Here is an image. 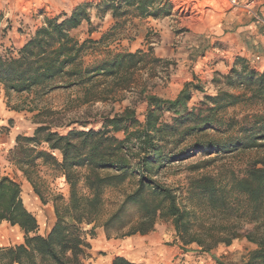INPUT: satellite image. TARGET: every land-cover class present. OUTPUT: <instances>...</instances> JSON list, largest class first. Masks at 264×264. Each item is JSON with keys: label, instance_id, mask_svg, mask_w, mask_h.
<instances>
[{"label": "trees", "instance_id": "obj_1", "mask_svg": "<svg viewBox=\"0 0 264 264\" xmlns=\"http://www.w3.org/2000/svg\"><path fill=\"white\" fill-rule=\"evenodd\" d=\"M90 7L82 2L71 12L45 15L13 55L0 54V86L6 93L79 87L89 101L94 89L108 80L113 88H124L149 62L148 53L109 49L100 57L96 51L120 19L128 21L127 15L160 18L172 13L167 0H102L95 7L98 14L112 11L117 18L113 28L98 39L81 40L72 30L84 21L93 24ZM236 60L222 74L228 88L210 93L203 84L188 81L175 98L149 94L143 120L127 107L103 116L99 128L85 121L62 133L43 123L32 134H17L9 161L44 204L52 201L55 221L41 234L36 215L23 201L21 184L0 176V223L23 232L20 243L0 246V264H89L87 237L96 235L97 222L108 213V192L118 193L120 200L103 222L107 232L146 234L159 220H171L182 245L197 243L211 251L240 237L237 223L244 220L254 224L245 236L257 248L243 264H264V156L242 174L225 171L191 178L184 198L158 179L169 164L197 152L264 150V69L243 57ZM237 108L245 112L230 113ZM59 176L69 186L67 197L50 187ZM85 224H92L91 229ZM111 264L152 263L116 255Z\"/></svg>", "mask_w": 264, "mask_h": 264}, {"label": "rangeland", "instance_id": "obj_2", "mask_svg": "<svg viewBox=\"0 0 264 264\" xmlns=\"http://www.w3.org/2000/svg\"><path fill=\"white\" fill-rule=\"evenodd\" d=\"M167 1L172 5L170 15L160 17L158 21L120 19L115 32L106 38L95 53L100 57L109 49L132 52L143 50L148 53L149 62L134 72L124 88H113V81L108 80L94 89V95H89L91 100L84 101L85 91L79 87L59 88L47 93H6L0 86V100L3 102L0 107V176L12 177L21 184L23 201L36 215L41 234L47 233L55 221L54 205L52 201L44 204L23 173L10 163L8 150L17 134H32L43 123L50 124L54 130L62 133L72 127H80V122L85 121L88 126L99 128L103 116L123 112L127 107L135 108L138 118L143 120L147 110L145 97L149 94L175 98L188 81L203 84L208 92L214 93L221 87L228 88L219 65L228 67L231 60L233 64L237 58L243 57L256 67L252 58L240 55L236 50L232 53L225 51L229 49V41L221 39L213 31V25L229 9L228 5L220 6L217 0ZM7 12L17 13L18 17H5ZM51 12L53 10L49 5L36 6L27 0H22L18 6L0 7V54L13 55L18 47L9 43V40L19 33L34 30L33 27L41 25L44 16L51 15ZM104 21V27L97 30L92 38L98 39L102 36L101 32L105 34L113 28L114 23L110 25L111 21ZM96 26L95 23H87L75 31V36L83 40L87 31ZM90 58L87 57L88 60ZM153 58L159 61H151ZM195 96L201 98L202 94L195 91ZM235 111L239 114L245 112L237 108L231 109L230 113ZM262 156L264 150L218 154L213 151L197 152L169 164L162 169L158 179L178 190V194L184 198L191 178L225 171L242 174L254 159ZM62 177H57L50 187L53 192L67 197L69 186L64 184ZM107 198V212L110 213L118 206L120 197L116 192H108ZM108 213L97 222L98 235L102 229L105 230L103 222ZM237 226L242 232L240 237L235 238L230 245L220 243L211 251L202 250L197 243L182 245L171 220H159L155 230L146 234L122 236L115 229H110L105 233L114 245L105 249L102 244L93 241L95 247L90 264H109L116 253L134 261L152 264H243L254 250L251 249L253 242L245 236L254 228V224L240 220ZM91 227L92 224H85L87 230ZM21 241L23 232L18 226L0 223V246Z\"/></svg>", "mask_w": 264, "mask_h": 264}, {"label": "crops", "instance_id": "obj_3", "mask_svg": "<svg viewBox=\"0 0 264 264\" xmlns=\"http://www.w3.org/2000/svg\"><path fill=\"white\" fill-rule=\"evenodd\" d=\"M22 0H0V7L3 6H18L21 3ZM26 1V0H23ZM32 2L34 5L41 6L42 4L49 5L53 12L49 13L51 15H57L63 12H71V10L79 3L82 2H89L92 4V7H90V16L91 21L95 24H97V28L95 31L90 32L87 31L86 37H91L96 33L97 30H101L102 26L104 24V20H109L110 25H113L112 23H115L117 18L113 16V13L111 10L98 14V10L95 7L97 3L101 2L102 0H27ZM242 4L249 3L251 0H239ZM253 8L255 11L264 17V0H254ZM218 12V11H217ZM2 15V14H1ZM0 15V16H1ZM8 15H11L14 19L18 17L17 13L13 12H7L5 17H8ZM128 20H143V21H158L160 18H155L152 16L149 17H141V16H132L127 15ZM168 17V16H167ZM42 18V15H41ZM218 20V23L213 25V31L218 35L221 39H225L226 41H229V49H225L227 52H235L239 53L240 55L246 56L248 58H252L254 65L258 68L263 70L264 69V24L258 23L252 16L249 14L246 9L244 8H229L227 9L223 16ZM87 24V21H84L81 28L84 27V25ZM37 27L34 26L33 29ZM78 27V28H80ZM104 27V26H103ZM78 28H74L72 30V34L75 35V31L78 30ZM30 30L27 33L18 34L15 37H12L11 40H9V43H13L15 47H21L27 40V37L29 35ZM103 32L100 34L102 35ZM85 37V38H86ZM249 42H251V45H249ZM253 43V45H252ZM232 61L229 63V66H225L223 64L219 67V71L223 74L228 73L232 66ZM1 104L3 105L2 100H0V107ZM64 179V178H63ZM96 234L94 237H91L88 235L87 240L91 244V248L89 249V252L91 254V257L87 260V263L90 264L92 262L93 257V249L95 245H93V241H95L97 244H102V246L106 248L112 247V244L110 239L107 238L105 230H101V234L98 235L97 228L95 229ZM124 246V245H123ZM257 245L253 243V246L251 249H256ZM126 252L128 250L125 248ZM116 255H119V253H116ZM115 255V256H116ZM114 256V257H115ZM112 261L109 262L111 264Z\"/></svg>", "mask_w": 264, "mask_h": 264}, {"label": "built area", "instance_id": "obj_4", "mask_svg": "<svg viewBox=\"0 0 264 264\" xmlns=\"http://www.w3.org/2000/svg\"><path fill=\"white\" fill-rule=\"evenodd\" d=\"M219 5L223 4L228 5V8H244L246 11L251 14V16L258 22L264 24V17L258 14L253 8L254 0H251L249 3L242 4L239 0H217Z\"/></svg>", "mask_w": 264, "mask_h": 264}]
</instances>
